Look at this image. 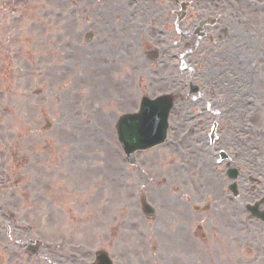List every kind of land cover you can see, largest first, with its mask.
<instances>
[{"label": "rangeland", "instance_id": "1", "mask_svg": "<svg viewBox=\"0 0 264 264\" xmlns=\"http://www.w3.org/2000/svg\"><path fill=\"white\" fill-rule=\"evenodd\" d=\"M70 35L73 33H69L68 38ZM79 38L74 39L78 41ZM65 40L66 38L62 39ZM64 45L65 43H62L54 47L64 49ZM84 48L93 49L87 45ZM88 49L83 50L86 53L79 55H74L72 51L70 55L62 53L60 57L51 55L48 58L52 62L51 74L45 65L37 64L34 70L36 88L41 94L31 99L19 97L10 100L14 101L15 115L11 114L9 118H5L2 140H5L9 133L14 132L15 136L21 134L14 144L21 153V162L15 167L14 172L28 173L31 178L36 177V180L32 181L29 176L23 179V175L19 191L24 195V191L29 194L34 190L39 196L35 205V225H32L33 222L30 226L34 231L29 230L27 221L21 222V233L25 235L21 238L31 236L46 241L38 258H24L19 253L12 264L15 261L19 264H54V260L64 264H91L95 250L101 247L111 250L116 264H150L149 262L158 260V254L154 252L155 248L151 249L143 242L145 241L143 229L127 227L119 230L123 233V238L116 240V230L113 232L108 226L113 216L121 212V208H125L128 204L135 205L136 188L131 185L130 190L122 193L124 192L121 185L123 177L118 174L119 171L115 174L112 172L114 171L112 166L118 168L120 161L116 150L118 141L114 138L112 124L120 113L136 108L139 92L135 87L137 82H123L112 86L113 68L109 69L108 62L104 59L105 56L110 57L109 50L105 56H100L98 59L96 58L98 55L93 57ZM71 55L73 59L70 58ZM36 57L42 61L47 59L45 46H38ZM43 69H46L47 73L45 71L44 74ZM56 69L61 71L55 73ZM66 77L72 84L60 86L59 84L63 83ZM82 88L84 90H81ZM136 93L137 99L134 97ZM6 102L3 103L4 109ZM49 123L51 128L47 129ZM8 138L10 139V136ZM8 138L5 142H8ZM161 161L162 158L158 157L149 164L154 168ZM23 164H28V169L25 170ZM1 167L9 173L10 166ZM71 168L74 170L71 171ZM72 174L82 175L78 176L76 183L67 182L74 180L71 178ZM133 174L131 173L128 178L132 183L136 180L135 177L138 178ZM108 177L113 180L114 193L111 195L105 192L106 198L103 202L109 203L102 206L99 203L101 190L92 183L96 178L108 179ZM126 179L124 178L123 181ZM28 200L27 197L19 198L21 206L27 207ZM56 204H62L64 210L54 212L51 205ZM37 206L45 213L37 210ZM82 206H85L86 213L85 219L81 222L78 216ZM171 220L175 222L172 223L173 225L178 222L176 217ZM148 226L150 230L152 229V237L158 236V225L152 223ZM8 240L7 229L4 228V234H0V242L4 241L7 244ZM49 242L53 245H49ZM13 247L20 251L22 249V245ZM199 252L197 250L198 258H201ZM185 254H193L191 257L194 258L196 250ZM7 257V251L0 250V264H9L5 263ZM188 260L185 256L183 259L177 258L179 264H189Z\"/></svg>", "mask_w": 264, "mask_h": 264}, {"label": "flooded vegetation", "instance_id": "2", "mask_svg": "<svg viewBox=\"0 0 264 264\" xmlns=\"http://www.w3.org/2000/svg\"><path fill=\"white\" fill-rule=\"evenodd\" d=\"M127 1H130V0H112V2L114 3H117V4H125ZM122 13L124 12V10H120ZM124 14V13H123ZM122 14V15H123Z\"/></svg>", "mask_w": 264, "mask_h": 264}, {"label": "water", "instance_id": "3", "mask_svg": "<svg viewBox=\"0 0 264 264\" xmlns=\"http://www.w3.org/2000/svg\"><path fill=\"white\" fill-rule=\"evenodd\" d=\"M154 105H149L148 107H153ZM102 254V253H101ZM102 261V258L100 257L99 263Z\"/></svg>", "mask_w": 264, "mask_h": 264}]
</instances>
